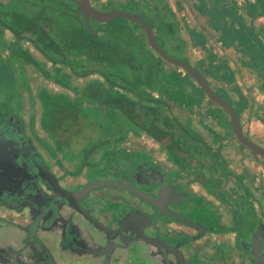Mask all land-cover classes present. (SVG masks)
Returning <instances> with one entry per match:
<instances>
[{
  "label": "flooded vegetation",
  "instance_id": "obj_1",
  "mask_svg": "<svg viewBox=\"0 0 264 264\" xmlns=\"http://www.w3.org/2000/svg\"><path fill=\"white\" fill-rule=\"evenodd\" d=\"M89 1L99 12L122 11L105 8L128 2ZM154 11V28L134 15L148 24L164 53L184 61L166 51L175 34L170 14ZM115 18L130 20L138 30L128 31ZM157 32L163 33L162 42ZM18 66L26 87L42 88L45 123L38 121L36 97L33 118L13 102L11 88L22 87L14 70ZM117 69L122 75L113 72ZM113 88L121 97L115 108ZM184 88L196 98L183 97ZM147 94L161 102L146 101ZM201 98L226 114L238 143L252 151L237 139L224 108L186 70L154 50L137 22L85 17L78 0H0V264H264V218L256 216L260 206L248 196L237 199V188L222 196L225 174L219 166L206 169L196 161L197 177L209 172L215 186L203 198L189 195L186 155L207 151L187 116L195 103L200 110ZM128 101L134 103L128 106ZM212 117L217 124L214 112ZM197 128L208 132L203 122ZM51 133L59 147L49 143ZM82 136L94 144L77 148ZM192 140L193 149H187ZM105 182L132 185L155 199L160 191L161 197L154 207L123 187H94ZM52 188L78 202L103 229L64 199L52 197ZM131 208L147 216L132 221Z\"/></svg>",
  "mask_w": 264,
  "mask_h": 264
},
{
  "label": "crops",
  "instance_id": "obj_2",
  "mask_svg": "<svg viewBox=\"0 0 264 264\" xmlns=\"http://www.w3.org/2000/svg\"><path fill=\"white\" fill-rule=\"evenodd\" d=\"M163 4L175 33L166 45L206 77L235 109L244 134L264 147V0H163ZM199 106L200 110L197 103L190 107L188 124L202 134L207 151L198 157L186 155L189 195L203 198L215 186L209 172L197 177L196 161L206 169L219 166L225 174L221 195L227 197L228 188H237V199L250 197L260 206L257 218H264V159L238 143L228 117L215 104L201 98ZM212 112L218 117L215 125ZM200 122L208 132L197 128ZM193 141L187 149H193Z\"/></svg>",
  "mask_w": 264,
  "mask_h": 264
},
{
  "label": "water",
  "instance_id": "obj_3",
  "mask_svg": "<svg viewBox=\"0 0 264 264\" xmlns=\"http://www.w3.org/2000/svg\"><path fill=\"white\" fill-rule=\"evenodd\" d=\"M78 3L80 5V8H81L85 17H89V18H92V19L97 20V21H106V20L112 19L113 17L120 16V17L129 18V19L137 22L138 24H140L143 27V29H144L147 37H148V40H149L151 47L154 50H156L165 60H167L171 63H174V64L180 66L181 68H183L184 70H186L195 79V81L199 84V86L203 89L205 94L210 99H212L217 104H219L222 108H224V110L229 114L233 129H234V133H235L237 139L242 144H244L245 146L250 148L252 151H254L256 154H258L259 156L264 158V148L259 146L256 143L252 142L251 140H249L244 135V133L242 132L241 126H240L238 116L236 115L234 109L230 106V104H228V102L224 98L216 95L211 90V88L208 86L206 80L202 77V75L195 68L191 67L190 65H188L184 61L172 58V57L168 56L166 53H164L163 50L157 44L151 28L148 26V24L141 17L136 16L134 14L126 13L123 11L99 12L91 6L89 0H78ZM149 65H150V63L145 65L144 70L147 69V67ZM103 185L123 187L126 190L133 192L134 194H137V196H140V198L145 199L154 207L156 206V203L158 202L159 198L161 197L160 191H158L156 194H154V195H157V197H158L155 199V198H153V196L151 197L147 194H141V192L137 188L133 187L132 185L121 184L118 182H105V183H102L100 185L95 184L94 187L100 188ZM51 192H52V197H55L58 199H64V202H66L69 206H71L73 209H75L76 211L83 214L84 217H86L88 220H90L92 223H94L98 228L103 229V227L100 225V223H98L97 220H95L92 216H90V214L86 210H84L78 202L72 201L71 198H69V196H67V194H65L64 192L55 191L54 188H52ZM183 199H184V197H181L180 199H177L176 201H174V203H179ZM131 209H133L135 212V214L130 213L129 218L132 221H134V220L139 221L138 218H140V216H142V215L147 216L146 214H144L143 212H141L140 210H138L136 208H131ZM168 214L170 217L174 218L175 220L186 223L192 227H195V228L201 227V224H199L197 222L184 220V218H182L176 212H168ZM201 234L202 233L199 232L197 234V236L194 237V239L199 238Z\"/></svg>",
  "mask_w": 264,
  "mask_h": 264
},
{
  "label": "rangeland",
  "instance_id": "obj_4",
  "mask_svg": "<svg viewBox=\"0 0 264 264\" xmlns=\"http://www.w3.org/2000/svg\"><path fill=\"white\" fill-rule=\"evenodd\" d=\"M148 1L151 2V5H149L147 3ZM148 1L147 0H128V2L125 4H122V5L114 4L111 7H106L105 9L122 10V11H126V12H130L133 14L140 15V16L144 17L154 28L157 25V21L155 19L151 18V16L153 15L152 13L155 12L154 10H156V12H158V13H161L163 8H162V4L160 3L159 0H148ZM48 4H51V3H48ZM56 5H58V4H55V6ZM163 16L166 17L167 16L166 13H163ZM114 21L125 22L128 31L138 30V27H136L135 24H133V22H131L130 20L115 18ZM103 26H109V25L106 24ZM162 35H163L162 32H157V38L160 39V42H162ZM166 51H168L172 56H175V57L178 56V54L174 51H169V49H167ZM14 70H16L17 74L22 73V72H20L21 70H20L19 66L14 68ZM11 72H13V71H11ZM113 72L116 74L122 75V70H120V69L113 70ZM187 78H189V77H187ZM17 80L22 84V87L16 88L15 86H13L11 88L12 95H13L12 97L14 98L13 102H15L19 106L23 107L24 111H26V114L29 115L31 118H33L34 112H33V108H32V103H33V99L36 97L37 102H38L37 115L40 118V119H38V121L41 123H45L46 113L42 109L41 98H40L42 88H28V87H26L27 79H25L23 77V75L21 76L20 74L18 75ZM189 80H190V78H189ZM193 88H198V87L194 86ZM187 90H188L187 88H184V90L181 91V95L183 97H189L190 99L196 98V96H195L196 94L194 91H192V90L187 91ZM80 103L78 102V105H81ZM85 132L88 133L89 128H87L85 130ZM98 133H99V131H96V134H98ZM96 134L94 135L95 139L97 137H99V135H96ZM53 137L54 136L52 133L48 135L49 143L51 142V144L59 147L58 142ZM94 138H92V139H94ZM80 139H81V141H80V144L77 148H83L84 146L87 147V146L94 144V142H86L85 143L86 137H84V136L80 137ZM54 151H53V153H54ZM79 158H81V157H79ZM132 168L133 167L129 166L130 170H132ZM110 189L114 190V188H112V187H106V190H110Z\"/></svg>",
  "mask_w": 264,
  "mask_h": 264
},
{
  "label": "trees",
  "instance_id": "obj_5",
  "mask_svg": "<svg viewBox=\"0 0 264 264\" xmlns=\"http://www.w3.org/2000/svg\"><path fill=\"white\" fill-rule=\"evenodd\" d=\"M136 68H138V69H140L141 68V64H137V66H135ZM130 91H134L135 93L138 91V88H128ZM150 89V91H153L154 89H157V88H149ZM159 90H164L165 88H158ZM167 89V88H166ZM113 96H112V103L114 104V108L117 106V103L119 102V100H120V96L118 95V93L116 92V90L113 88ZM146 101H156V102H161V101H159L158 99H153V98H151V96L150 95H148L147 94V98H146ZM164 100H162V102H163ZM132 103H134V102H132V101H128V106H130ZM161 111H162V109H161ZM159 114L158 113H156V116H158Z\"/></svg>",
  "mask_w": 264,
  "mask_h": 264
}]
</instances>
